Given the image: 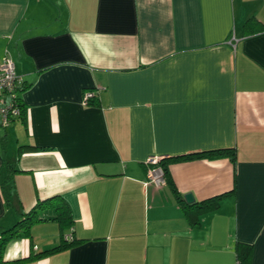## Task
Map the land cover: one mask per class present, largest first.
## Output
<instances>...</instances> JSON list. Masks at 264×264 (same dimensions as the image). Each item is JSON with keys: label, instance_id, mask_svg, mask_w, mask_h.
<instances>
[{"label": "crops", "instance_id": "1", "mask_svg": "<svg viewBox=\"0 0 264 264\" xmlns=\"http://www.w3.org/2000/svg\"><path fill=\"white\" fill-rule=\"evenodd\" d=\"M5 57L27 113L0 125V228L59 195L78 242L20 264H236L237 243L264 264V0H0ZM198 154L167 164L184 202L229 195L191 225L145 161ZM60 241L35 224L0 264Z\"/></svg>", "mask_w": 264, "mask_h": 264}, {"label": "trees", "instance_id": "2", "mask_svg": "<svg viewBox=\"0 0 264 264\" xmlns=\"http://www.w3.org/2000/svg\"><path fill=\"white\" fill-rule=\"evenodd\" d=\"M250 21H255V20L254 19L249 20V22ZM16 90H17L16 91L17 106L20 109V115L18 118H21L22 120L26 121L25 117H26L27 112H26V109L24 108V105L21 102V99L18 97L19 87H17ZM93 98L88 101L87 105H96V102L93 100ZM40 150H41L40 148H37L34 146H23L18 149V154L22 155L26 153H37ZM212 155H215V156L225 155L226 157L230 159L232 163H235L236 155L233 150L232 151L219 150ZM212 155L198 154V155H193V156H187L181 159L175 158V159H169V160H162L159 162V165L163 168L164 173H165L166 184L171 186L172 191L174 192L176 196L177 202L181 205L182 211L187 217L191 225H197L199 223V218L202 215L216 211L219 208V205L222 199L227 197L229 194L225 193L219 196L206 199L198 203L192 202V203L186 204L184 200L181 198V196L179 195V193L177 192V190L175 189V187L173 186L172 181L170 180V175L168 173L167 164L170 162H177L180 160H189L192 158H202L205 156H212ZM4 165H5L4 181L10 182L12 181L13 175L19 171H17V169L15 168V164L13 163H5ZM3 193L5 196L7 206L11 207L12 205L10 204L9 194L6 192V190L3 191ZM43 209L53 210V216L49 218H44L40 216L39 211ZM46 221H53L59 226V229L61 231V241L59 242V244L50 249L38 252L33 255H29L27 258H23V259L11 262V264H20V263H25L29 261L40 260L42 258L59 253L66 249H69L73 247L74 245L78 244V242L73 241L72 239L70 241H67L64 239V236H65L64 231L69 229L72 225L71 213H70V209L67 203L62 199V197L59 195H55V196H52V197H49L43 200H37L35 205L28 212L20 213L19 220L10 228H7V229L0 228V255L3 252L4 247L9 241L13 240L16 237L29 238L31 227L34 226L35 224L46 222ZM251 252H252L251 245L237 243L236 264H249Z\"/></svg>", "mask_w": 264, "mask_h": 264}, {"label": "built area", "instance_id": "3", "mask_svg": "<svg viewBox=\"0 0 264 264\" xmlns=\"http://www.w3.org/2000/svg\"><path fill=\"white\" fill-rule=\"evenodd\" d=\"M20 83L21 79L15 73L14 63L8 57L3 58L0 66V125L2 127L9 126L20 115L16 95V88ZM93 97V93L87 92L83 102L87 104ZM159 162L157 158H149L145 161L148 167L146 182L157 188L166 185L165 173ZM64 239L70 241L72 237L65 235Z\"/></svg>", "mask_w": 264, "mask_h": 264}, {"label": "water", "instance_id": "4", "mask_svg": "<svg viewBox=\"0 0 264 264\" xmlns=\"http://www.w3.org/2000/svg\"><path fill=\"white\" fill-rule=\"evenodd\" d=\"M184 199H185V201H186L187 203H192V202H193V198H192L191 195H186V196L184 197Z\"/></svg>", "mask_w": 264, "mask_h": 264}, {"label": "rangeland", "instance_id": "5", "mask_svg": "<svg viewBox=\"0 0 264 264\" xmlns=\"http://www.w3.org/2000/svg\"><path fill=\"white\" fill-rule=\"evenodd\" d=\"M14 224H15V223H14ZM14 224H13V225H14ZM13 225H12V226H13Z\"/></svg>", "mask_w": 264, "mask_h": 264}]
</instances>
